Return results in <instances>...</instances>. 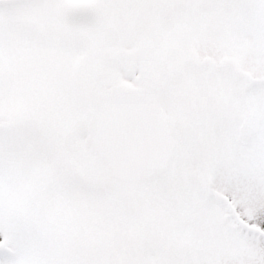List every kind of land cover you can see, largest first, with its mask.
<instances>
[{
  "label": "snow or ice",
  "instance_id": "6c2138e0",
  "mask_svg": "<svg viewBox=\"0 0 264 264\" xmlns=\"http://www.w3.org/2000/svg\"><path fill=\"white\" fill-rule=\"evenodd\" d=\"M0 264H264V0H0Z\"/></svg>",
  "mask_w": 264,
  "mask_h": 264
}]
</instances>
